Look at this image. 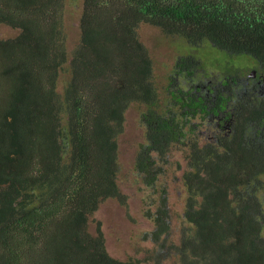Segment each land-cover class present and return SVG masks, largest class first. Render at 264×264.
<instances>
[{
    "label": "trees",
    "instance_id": "trees-1",
    "mask_svg": "<svg viewBox=\"0 0 264 264\" xmlns=\"http://www.w3.org/2000/svg\"><path fill=\"white\" fill-rule=\"evenodd\" d=\"M83 2L68 48L66 0H0V25L19 31L0 40V264H264V94L248 69L210 85L201 65L212 58L190 54L162 86L140 34L148 25L194 48L209 42L249 56L262 76L264 0ZM134 105L145 109L136 171L155 192L177 167L187 225L172 237L176 214L157 191L146 212L155 246L122 261L102 223L95 235L89 224L108 200L128 207L119 139Z\"/></svg>",
    "mask_w": 264,
    "mask_h": 264
},
{
    "label": "rangeland",
    "instance_id": "rangeland-1",
    "mask_svg": "<svg viewBox=\"0 0 264 264\" xmlns=\"http://www.w3.org/2000/svg\"><path fill=\"white\" fill-rule=\"evenodd\" d=\"M83 5V0H66L65 14L70 34L68 48L73 47L75 43L73 35L77 34V24L83 13ZM161 33L159 28L148 25H143L140 29L142 40L150 49L155 60L156 82H160L162 86L167 85L169 75L167 80L166 75L170 69L172 71L176 59L189 54L203 59L204 62L207 58H212L208 63L201 65L202 69L208 71V74L221 75L225 72L240 74L247 72L251 66L252 59L249 56L231 57L214 48L209 42H204L201 47L194 48L183 37L167 40ZM18 35L19 31L0 25V40L15 38ZM160 98L164 100L163 97ZM144 111L145 109L138 105L129 109L125 130L119 139L120 173L118 184L128 197V207L122 206L117 200H108L91 218L89 224V232L95 235L96 223H102L108 253L122 261L131 257L143 259L147 256V250L155 246L149 235L155 230V224L148 218L146 212L151 208L152 202L157 200V191L165 190L167 192L173 214H176L172 222V237H177L178 231L181 232L183 226L187 225L185 222L181 223L182 218L178 217V215L182 216L187 193L180 181L181 172L177 171V167H167L155 192L145 188L136 171L135 156L139 145L145 140L144 128L140 122L141 113ZM171 159L184 163L181 153H174Z\"/></svg>",
    "mask_w": 264,
    "mask_h": 264
},
{
    "label": "flooded vegetation",
    "instance_id": "flooded-vegetation-1",
    "mask_svg": "<svg viewBox=\"0 0 264 264\" xmlns=\"http://www.w3.org/2000/svg\"><path fill=\"white\" fill-rule=\"evenodd\" d=\"M253 71H255L256 73H255V75L252 76V78L256 80V86L259 88V90H255L254 93H255L256 95H257V94H261V95H263V94H264V75L259 76L258 70L256 69V65H253V66H250V68H248V74H247V76L249 77ZM216 76H217L216 73H211V74H210V78H211V81H209V84H210V85H211L212 82L215 80ZM227 76H229V75H227ZM252 78H251V79H252ZM260 78H261V80H260ZM195 82H196V81H195ZM195 82H194V84H195ZM198 82H199V83L196 84V87H198V88L200 87V88H201V91H200V92H201V93H200L201 96H202L203 98H205V97H209V95H210L212 92H211L210 90H208L207 86L201 84V83H203V82H201V81H199V80H198ZM194 84H193V86H194ZM185 87L191 88L192 86H190L189 83L186 82V83H185ZM237 94H239V93H236L235 91H233V92L231 93V97H230V99L235 100L234 97H235ZM248 94H249V91H244V92H243V95H244V96H246V95H248ZM246 100H247V99H246Z\"/></svg>",
    "mask_w": 264,
    "mask_h": 264
},
{
    "label": "water",
    "instance_id": "water-1",
    "mask_svg": "<svg viewBox=\"0 0 264 264\" xmlns=\"http://www.w3.org/2000/svg\"><path fill=\"white\" fill-rule=\"evenodd\" d=\"M255 73H256V72H255V71H253V72L251 73V75H250V76L252 77L253 75H255Z\"/></svg>",
    "mask_w": 264,
    "mask_h": 264
}]
</instances>
